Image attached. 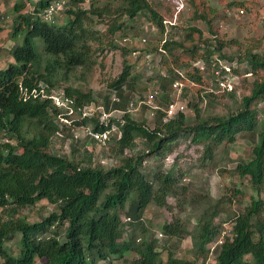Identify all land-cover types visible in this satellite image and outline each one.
Masks as SVG:
<instances>
[{"label":"trees","instance_id":"16d2710c","mask_svg":"<svg viewBox=\"0 0 264 264\" xmlns=\"http://www.w3.org/2000/svg\"><path fill=\"white\" fill-rule=\"evenodd\" d=\"M49 1L15 3L19 13L13 20L11 37L22 36V41L11 48L14 62L0 69V264H35L37 259H45V264H113L131 252L138 254L134 264H196V260L175 256L142 220L150 203L170 207L167 197L172 196L178 206L179 192L186 189L179 184L182 174L173 166L169 170L161 166L145 170L142 165L147 154L128 156L125 150H133L141 140L151 154L160 157L172 150L170 144L179 136H189L192 142L203 144V158L209 159L221 144L247 136L255 141L249 159L239 161L233 171L240 178L248 177L256 192L262 191L264 116L259 119L257 104L264 102V52L248 47L239 55L247 63L242 71L257 77L236 112L202 116L195 103L194 121L179 112L163 122L159 110L150 128L144 119L133 118L127 110L137 76L131 75L132 66L124 59L121 73L109 84L110 95L103 99L104 109L122 111L121 117H112L107 124L96 117H79L63 125L59 120L61 110L48 97L58 87L79 116L84 106L97 103L91 90L70 84L59 86L60 79L68 82L76 68L90 69L98 51L119 48L113 35L131 27L128 21L134 18L142 16L148 26L156 27L157 35H163V21L172 12L163 0H87L88 8L79 5L86 0H68L63 11L65 20L47 23L41 13ZM184 1L191 7L185 25H169L165 41L159 40L151 48L161 65L156 74L158 83L152 88L158 91L161 104L175 81L183 84L180 94L186 86L200 91L198 87L206 76L194 65L196 61H205L209 69L211 59H234L222 54L226 43L215 24L217 9L205 0ZM27 2L33 3L32 9L21 13ZM242 6L245 2L230 1L226 8ZM194 21L202 22L209 35L205 37L201 28L191 25ZM95 24L104 25L103 30L95 28ZM36 38H41L43 59L36 50ZM121 49L124 55L130 52ZM230 71L238 73L236 68ZM40 84L47 97L30 94L33 88L39 90ZM112 92L118 101L111 100ZM146 108L142 106L140 110ZM111 123L117 127L109 140H115L118 164L105 169L94 163L91 151L77 150L81 145L75 142L80 140L72 130L89 126L102 132ZM58 135L63 140L74 138L73 156L51 151ZM131 192L135 198L127 204L124 215L129 220L124 221L120 213ZM243 198L244 192L237 187L217 199L198 194L192 201L202 204V209L191 230L177 216L165 221L161 230L169 237L189 236L195 256L204 258L208 244L220 233V217L225 216L232 224L222 244L214 248V264H264V200L251 196L250 203L236 212L231 206ZM41 200L52 203L55 210L33 222L21 218L20 208ZM123 225L131 227L127 237ZM13 239L18 245L16 254L5 245ZM163 250L167 251L165 258Z\"/></svg>","mask_w":264,"mask_h":264},{"label":"rangeland","instance_id":"374dc122","mask_svg":"<svg viewBox=\"0 0 264 264\" xmlns=\"http://www.w3.org/2000/svg\"><path fill=\"white\" fill-rule=\"evenodd\" d=\"M19 0H0V14L7 18V21L0 24V69L5 68L9 63L14 62L11 56V48L21 43L22 36L11 37L13 28V20L17 13L14 9L15 3ZM103 2V0H101ZM165 5L170 7L172 12L171 17H167L172 23L177 20L178 24L185 25V19L188 18L191 7L182 0L180 7L181 12L175 14V7L177 0H163ZM214 8L217 9V18L215 19L216 26L219 27V34L226 45L222 49V54L234 58L232 61L228 57L221 58L219 62L230 68H236L238 73L231 74L234 77L231 79L230 84L226 88H220L213 80L211 72L206 74L204 83L197 87L186 86L182 94L178 95V91L172 87L167 95V100H161L164 104H170L180 101L184 106V114L190 121H194L195 110L193 104L197 103L202 116L208 115H226L236 112L241 107L242 98L249 95L251 82L257 77L250 72H243L247 68V63L243 60V56L239 59V55L244 53L246 48H253L254 52H264V0H205ZM230 1L245 2L244 14L242 16L228 17L224 14V10ZM34 2V0H33ZM32 2H27L25 8L21 13L31 9ZM82 8H88V2L80 4ZM180 6V5H179ZM65 15L58 19L65 20ZM62 18V19H61ZM64 18V19H63ZM131 27L126 28L124 31H118L113 35L115 43L119 48L104 49L98 51L95 56L96 63L90 69L76 68L71 75L68 82L60 79L58 85L63 86L70 84L74 87H80L83 90H91L96 103L103 106V99L107 94L110 95L111 89L109 84L117 78L121 73L124 66V59L131 64V75L137 76L135 79V89L132 92L134 95H144L148 90L156 87L158 80L156 78L157 72L161 69L159 57L156 52H151V48L163 38V35H157L153 30L146 29L147 23L142 16L128 21ZM191 25L198 26L203 30L204 36L209 33L204 24L200 21H194ZM95 28L103 30L104 25L95 24ZM142 38H146L142 42ZM95 46V45H94ZM125 48L128 51L126 55L123 53ZM132 52V50H134ZM36 50L44 58L42 50L41 38H36ZM150 54L148 55V53ZM153 74V75H152ZM152 79H149L151 78ZM157 82V83H156ZM172 90V91H171ZM61 89L58 87L59 94ZM181 93V92H180ZM54 94V95H56ZM160 99V98H159ZM259 110V119L264 116V102L257 104ZM131 116L135 119L146 121L147 126H153V120L148 118L145 111L139 110L137 112L129 111ZM63 114L70 116L69 119L65 118ZM60 122L63 125L69 124L70 120L80 119L81 117L77 112L68 113V111L61 110ZM122 114H114V119L117 120ZM80 117V118H79ZM74 135H77L79 142H75L73 137H68L63 140L60 136L54 140L51 146V151L57 154L71 155L72 143L81 145L77 150L87 149L93 153V161L95 164L101 165L107 169L111 166L118 164V157L115 153L116 143L114 139H110L105 145H100L94 142L91 138H85L82 128L72 130ZM61 138V139H60ZM86 141V142H85ZM249 137L238 136L236 141L228 144H221L213 153L212 158H203L204 146L191 141L188 136H179L170 144L172 149L169 153L160 157L155 156L149 152L147 146L143 141L138 140L136 147L133 150L126 149V155H134L136 153H146L147 157L143 161L142 168L147 170L151 168H158L161 166L163 170H169L173 166L182 178L179 181L186 189L184 193L179 192L178 206L177 199L168 196L167 203L170 207H159L154 203H150L142 213V220L147 228L153 231L156 238L161 244L165 243L170 246L175 256L184 259H193L194 253L189 247L192 242L189 236L183 237H169L161 230V225L165 221H171L175 216L187 222V227L191 230L195 224V218L198 216L199 211L202 209V204H194L193 197L198 194H206L212 199L219 198L222 194H230L234 187L239 188L244 192V198L240 203H233L231 208L236 212L248 205L251 201V196L264 200V188L260 192H256L250 185L248 177L240 178L234 173V167L239 161L248 160L253 143ZM73 156V155H71ZM135 198L133 192L130 193L126 206L121 210V217L124 218V212L127 209L129 201ZM55 210L52 203L46 200H41L33 206H25L19 209V215L26 221H37L42 216L48 215ZM223 222L221 223L220 230L231 228V221L227 220L225 216L220 217ZM219 216L215 218V222L220 221ZM124 226V237H127L131 232V227ZM221 232V231H220ZM161 235H160V234ZM5 245L11 250L12 253L18 252V245L16 239L7 241ZM166 250L162 251V257L165 258ZM194 254V255H193ZM138 258V254L131 252L120 260H115L113 264H134V259ZM196 257V256H195ZM203 258V256H202ZM209 264L215 261L213 255L209 256ZM1 263V258H0ZM35 264H45V259H37Z\"/></svg>","mask_w":264,"mask_h":264},{"label":"built area","instance_id":"2783aa9c","mask_svg":"<svg viewBox=\"0 0 264 264\" xmlns=\"http://www.w3.org/2000/svg\"><path fill=\"white\" fill-rule=\"evenodd\" d=\"M182 0H177L176 4H173L175 7V14L181 12L180 7L183 8V5L181 6ZM68 0H50L46 8L43 9L41 13L42 20L47 22V23H53L55 21H58L60 19L63 11L66 8ZM88 2L87 0L83 3ZM82 4V3H80ZM79 4V5H80ZM180 5V6H179ZM32 9V6H31ZM30 9V10H31ZM28 11V10H27ZM224 14L228 17L231 16H242L244 14V9L239 8V7H233V8H226L224 10ZM1 21L2 23L7 21V18L5 16H1ZM165 24V31L163 34V38L161 39V42H164L168 31H169V25H174L177 23V20L174 21L173 23L169 20L166 19L163 21ZM146 29L148 30H153L156 33V27L154 25L148 26ZM142 42L146 41V38H142ZM220 60H210V68H207V63L205 61L199 60L194 63L195 66L198 67L199 71L203 72L204 75L208 74L211 72V76L214 80V82L220 87V88H226L228 84H230L231 79L234 77L233 74L229 72V67L224 65L222 62H219ZM41 88L38 90L37 88H33L30 92L31 95L33 96H42V97H47V94L44 92L43 85L40 84ZM173 88L178 91V95L181 92V88L183 84L179 81H175L173 83ZM25 95L27 94L26 91ZM57 92V91H56ZM59 94L52 95L49 94L48 97L52 100V103L57 106L60 110L68 111V113H73L74 109L71 105V101L63 96L62 91L58 92ZM158 91L156 89H150L147 91L146 94L143 96L140 95H135L128 103L127 110L131 112H137L140 110L142 106H146V113L147 117L153 119L156 115V112L161 110L163 115H162V121L166 122L169 118L173 117L179 112H184L185 106L180 102L176 101L170 104H161L158 100L159 95ZM111 100L112 101H118V97L116 96L115 92L111 93ZM122 111L119 110H110L106 111L102 105L91 103L83 107L82 112L80 117H96L100 123H105L107 124L110 121V118L114 117V114H120ZM82 128V131L84 135H89L94 141H96L100 145H105L107 143V140H109L110 134L112 132L117 131V127L115 123H111L110 127L102 132H97L94 131L91 127L89 126H84L80 127ZM125 220H129L128 217L124 218ZM221 232L219 233L218 237L211 242L208 246L210 247V250H214V248L217 245L222 244V241L224 240L225 236L228 235L229 229L226 230V228H223L220 230ZM160 234V233H159ZM161 235V234H160ZM209 258L205 261L203 264H209Z\"/></svg>","mask_w":264,"mask_h":264},{"label":"crops","instance_id":"0c3cea01","mask_svg":"<svg viewBox=\"0 0 264 264\" xmlns=\"http://www.w3.org/2000/svg\"><path fill=\"white\" fill-rule=\"evenodd\" d=\"M135 96V95H134ZM133 96V97H134ZM132 97V98H133ZM129 103V102H128ZM128 106V105H127ZM141 109V108H140ZM145 114L147 115V113H146V111H145ZM77 135H79V134H77ZM80 139V138H79ZM93 140V139H92ZM94 141V140H93ZM86 142V141H85ZM94 142H96V141H94ZM97 143V142H96ZM98 144V143H97ZM210 244V243H209ZM208 244V245H209ZM189 247H191V251H192V244L189 246ZM194 255V254H193ZM212 256L213 255V257H216V255H215V252H214V250H210V247L208 246V251H207V253L205 254V257L204 258H202V257H195V255H194V257H193V259H189V260H196V264H203V263H205V261L208 259V257L209 256ZM136 258H137V256H136ZM215 263V261L212 263V264H214Z\"/></svg>","mask_w":264,"mask_h":264},{"label":"clouds","instance_id":"9594fccd","mask_svg":"<svg viewBox=\"0 0 264 264\" xmlns=\"http://www.w3.org/2000/svg\"><path fill=\"white\" fill-rule=\"evenodd\" d=\"M26 12H27V10H26ZM1 16H4V15L1 14ZM61 19H62V18H61ZM0 21H1V17H0ZM1 23H2V21H1ZM2 25H3V23H2ZM2 25L0 24L1 27H2Z\"/></svg>","mask_w":264,"mask_h":264}]
</instances>
